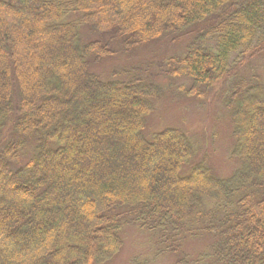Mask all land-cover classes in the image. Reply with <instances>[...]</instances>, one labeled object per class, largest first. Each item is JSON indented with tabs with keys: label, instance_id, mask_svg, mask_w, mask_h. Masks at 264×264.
<instances>
[{
	"label": "trees",
	"instance_id": "16d2710c",
	"mask_svg": "<svg viewBox=\"0 0 264 264\" xmlns=\"http://www.w3.org/2000/svg\"><path fill=\"white\" fill-rule=\"evenodd\" d=\"M116 56L109 80L92 71ZM261 71L264 0H0V264H107L130 226L177 264L203 238L197 263L264 264ZM161 77L189 97L221 84L230 177L189 130L147 124Z\"/></svg>",
	"mask_w": 264,
	"mask_h": 264
},
{
	"label": "rangeland",
	"instance_id": "374dc122",
	"mask_svg": "<svg viewBox=\"0 0 264 264\" xmlns=\"http://www.w3.org/2000/svg\"><path fill=\"white\" fill-rule=\"evenodd\" d=\"M85 30L87 31V28ZM85 38L95 40L94 36H90V33ZM188 43L189 38L184 40L183 44H170L165 40L151 43L153 45L149 48L147 45L137 51L134 50L135 59L132 63L137 65L135 60H141L145 57L156 62H162L164 59L180 55L185 49V44ZM125 60L121 56L108 58L100 64H95L91 69L107 81L111 78L112 67L115 70L116 67L118 69L124 67ZM117 63L121 64L117 66ZM260 75L264 79V71H261ZM157 83L160 84L159 87H166L169 91L163 92L161 96L158 94V96L149 99L152 112L149 114L147 124L150 128L155 132L171 128L189 130L193 134L194 141L198 140L202 144L203 153H206L207 162L213 173L220 178L230 177L236 162L228 151L233 146L231 126L226 116L228 111L223 108L220 96H215L217 89L221 88V84L218 83L219 85L217 84L213 91H211L212 87L209 89L200 88L198 91L202 90L197 94V97H189L182 94V92L177 94L175 92L180 84H190V82L173 80L167 84L166 78L161 77V80H157ZM257 84L264 85L261 82H257ZM81 139H84V137H81ZM24 143V160H28L34 146L31 148V142L27 136ZM121 239L118 253L107 264H134L135 261H138L139 264H177L180 259L176 255H158L156 250H150L146 246V237L136 227H126L123 230ZM207 239L186 241L183 244L181 253L187 257V264H201L197 263L196 259L203 252Z\"/></svg>",
	"mask_w": 264,
	"mask_h": 264
}]
</instances>
